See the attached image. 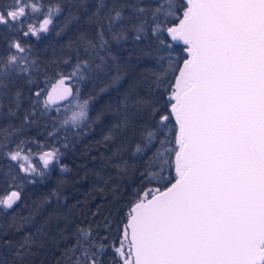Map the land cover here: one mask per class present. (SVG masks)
I'll return each instance as SVG.
<instances>
[{"label":"trees","instance_id":"trees-1","mask_svg":"<svg viewBox=\"0 0 264 264\" xmlns=\"http://www.w3.org/2000/svg\"><path fill=\"white\" fill-rule=\"evenodd\" d=\"M184 7L0 0V264H119L129 206L174 177L167 96L185 47L165 29ZM60 77L85 107L79 122L46 99Z\"/></svg>","mask_w":264,"mask_h":264},{"label":"water","instance_id":"water-1","mask_svg":"<svg viewBox=\"0 0 264 264\" xmlns=\"http://www.w3.org/2000/svg\"><path fill=\"white\" fill-rule=\"evenodd\" d=\"M173 179L128 208L132 264L264 261V0H182ZM70 94L63 84L50 103Z\"/></svg>","mask_w":264,"mask_h":264},{"label":"rangeland","instance_id":"rangeland-1","mask_svg":"<svg viewBox=\"0 0 264 264\" xmlns=\"http://www.w3.org/2000/svg\"><path fill=\"white\" fill-rule=\"evenodd\" d=\"M47 22H48L47 19H43L39 23L38 28H43L44 26H46ZM68 81H69V79L67 77H60L59 79H57L51 85V87L48 89V91L46 93L47 101H50L51 92L55 87L59 86L60 84L61 85L65 84V85L69 86ZM171 91H172V89H171ZM63 101H64L63 105L65 107H67L69 110L68 117L72 123L79 122L84 118L85 107L81 102H79L75 98L68 99V96ZM52 156H53L52 151H43L38 155V160L40 161L41 165L45 166L52 159ZM10 157L17 162L21 171H23L27 174H31L33 172V170H34L33 164L31 163L30 159L27 156H25L24 154H22L20 152H14V153L10 154ZM148 195H149L148 192L143 191L140 195V198H145ZM114 249H115V253L118 257V260L121 264H132L131 259H130V252H129V247H128V242L126 239V232H125L124 226L122 227L120 237H119L117 245L115 246Z\"/></svg>","mask_w":264,"mask_h":264},{"label":"flooded vegetation","instance_id":"flooded-vegetation-1","mask_svg":"<svg viewBox=\"0 0 264 264\" xmlns=\"http://www.w3.org/2000/svg\"><path fill=\"white\" fill-rule=\"evenodd\" d=\"M119 264H121V263L119 262Z\"/></svg>","mask_w":264,"mask_h":264}]
</instances>
